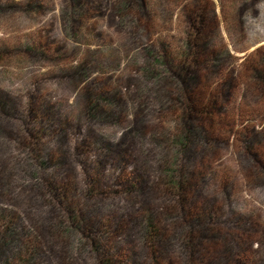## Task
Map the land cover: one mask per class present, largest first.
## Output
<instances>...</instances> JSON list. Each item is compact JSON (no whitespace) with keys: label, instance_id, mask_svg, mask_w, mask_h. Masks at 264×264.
Returning <instances> with one entry per match:
<instances>
[{"label":"rangeland","instance_id":"rangeland-1","mask_svg":"<svg viewBox=\"0 0 264 264\" xmlns=\"http://www.w3.org/2000/svg\"><path fill=\"white\" fill-rule=\"evenodd\" d=\"M125 1L131 4L123 12ZM212 1L218 27L211 43L230 53L236 73L242 75L256 64L255 50L264 46V0ZM186 2L143 0L142 7L135 0H80V5L69 0H0V93L19 109L14 119L0 120V129L12 135L11 141L0 137V206L17 218L15 228L25 231L22 242L38 249L35 264H97L91 250L76 248L74 232L65 234L66 202L109 222L130 224L147 210L159 213L166 239L158 247V260L182 264L174 237L183 221L169 222L166 216L176 206L165 205L157 188L160 157L168 151L160 142L173 133L177 114L165 100L174 86L153 57L167 46L179 58ZM72 22L78 23L76 36L69 31ZM84 68L87 75L80 74ZM219 77L209 76L203 84L211 87ZM88 83L118 101L117 121L98 123L84 114L81 90ZM235 92L227 123L200 128L215 141L200 167L205 184L187 194L182 209L191 217L215 211V222L207 226L222 237L220 244L244 264H261L264 92L246 82ZM27 103L35 111L39 134V144L32 147L29 134L20 130L22 119L29 117ZM130 129L146 136L144 144ZM96 138L106 139L112 150L96 148ZM34 148L48 149L49 172L38 165ZM60 151L68 157L56 165ZM66 187L67 194L55 193ZM234 218L238 220L231 222ZM137 230L131 225L117 241L127 264H150ZM216 244L203 249L211 251L212 261L221 249Z\"/></svg>","mask_w":264,"mask_h":264},{"label":"trees","instance_id":"trees-1","mask_svg":"<svg viewBox=\"0 0 264 264\" xmlns=\"http://www.w3.org/2000/svg\"><path fill=\"white\" fill-rule=\"evenodd\" d=\"M69 1L72 5H80V0ZM135 2L143 7V0ZM130 4L131 1H125L120 10L127 11ZM183 12L187 26L179 58L174 57V53L167 50V46H162L161 52L153 57L155 65L163 68L162 70L166 69L170 83L174 86V89L169 90L167 94L169 96H166V105L170 104L177 109L173 133L160 142L164 147L167 146L168 151L165 150L162 158L160 157L157 188L163 195L165 205L176 206L174 212L172 214L169 212L166 216L169 222L183 221L179 234L174 237L183 257L182 264H217L219 260H225V264H244L235 254L232 256L226 244H220L222 237L218 235L219 233L208 228L207 224L215 222V211L208 215L195 214L191 217L192 215L185 213L182 207L185 206L187 194L192 192L195 194L205 184L206 176L202 174L200 167L203 166L205 158L203 155L211 150L215 141L200 128L204 125L227 123L229 108L236 100L235 90L241 83L253 84L264 92V46L254 52L256 64L247 66L240 75L236 73L231 62L230 53L226 49L216 48L211 43L210 35L218 27L215 3L212 0H187L183 5ZM77 25L78 23H71L70 34L76 36ZM39 52L38 50L37 53ZM87 72L88 69L84 68L80 74ZM212 75H219V80L211 87L205 86L203 82ZM242 76H245V80L240 82ZM92 87L91 83H88L81 90L85 103L84 114L98 123L117 121L115 113L120 109L118 101L108 93L92 90ZM25 108L26 112H29V117L27 120L22 119L20 130L29 134L28 147H32L39 144V134H36L34 129L35 111H31V103H27ZM18 113L19 109L12 100L0 93V120L10 121ZM129 132L135 134V137L140 138V142L144 144L146 138L144 134L138 130L134 133V129H130ZM9 134L0 129V137H5V141H11L12 135ZM94 142L96 148L112 150V144L106 139L96 138ZM48 152V149L45 151L34 148L38 165L49 172L52 160ZM67 157V151L65 153L60 151L59 162L56 165L64 164ZM205 171L206 169L204 170L206 174ZM1 180H4L3 185L7 187V176H3ZM55 190V193L64 195L67 194L65 191L68 188H64L63 191ZM63 200L65 201V198ZM158 214L147 210L130 224L117 219H111L109 222L101 216H96L93 211L84 212L83 209L80 211V207L66 202L62 217L66 227L65 234L71 235L74 232L73 234L77 236L76 248L79 245L80 249L91 250L97 264H127L126 253L117 239L121 238L131 225L138 227V240L150 264H160L157 257L158 247L166 239V234L161 225L163 217H159ZM160 216H164V213ZM231 220L234 222L238 219ZM17 224V218L7 207L0 206V264H12L10 262L12 260L16 261L15 264H35L33 261L38 249L33 244L25 245L22 242L25 231L20 230V233L19 229L15 228ZM112 234L115 238H107ZM216 242H219L221 249L218 251L219 257L212 261L211 251L203 249L206 245L212 249L217 247ZM261 264H264V261Z\"/></svg>","mask_w":264,"mask_h":264}]
</instances>
